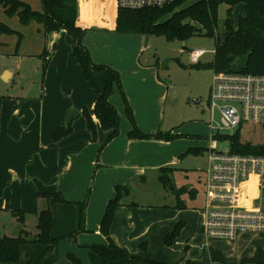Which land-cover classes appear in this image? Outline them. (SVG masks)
I'll return each mask as SVG.
<instances>
[{"label": "rangeland", "instance_id": "1", "mask_svg": "<svg viewBox=\"0 0 264 264\" xmlns=\"http://www.w3.org/2000/svg\"><path fill=\"white\" fill-rule=\"evenodd\" d=\"M91 3L85 6L87 11L82 13L83 20L94 19L97 11L100 12L101 17L105 13L107 18L104 19V23L100 16L96 18L99 19L98 23L87 31L82 44L86 47V43H89L98 51L103 48L109 55H112L113 50L124 54L126 62L121 65V70L116 68L115 70L120 74L122 90L132 111L135 126L145 135L153 136L159 133L163 136L167 134L179 136L170 141L140 140L144 143L148 142V150L157 157V165H160L158 163L161 161L172 162L167 164L169 165L167 167L174 170L173 173L168 174V179L165 178L169 180L170 185L164 186L163 182L159 181V177L164 175H160L158 169L144 168V179L141 181L138 179L134 187L129 188L128 196L124 198V201L134 202L144 211H150L143 224L148 227L149 238L141 256L166 264H181L187 260L198 264H215L211 262L208 251L202 252L198 248L203 242L202 217L199 211L204 207L203 180L207 167V152H197L198 149H206L209 144L208 123L211 112L207 104L213 71L206 65L213 61L215 40L206 37L202 31L185 42H167L163 37L99 30H107L105 27H109L113 5L111 2H100L102 5L100 7L98 3L94 5ZM192 3L194 0L187 1L181 8ZM226 10L225 6L218 10V31L223 30ZM3 15L13 19L18 28L24 27L16 16L9 17L4 12ZM7 26L11 27L9 24ZM18 31L22 35L18 46L15 35H4L6 38L3 44H0L1 101L9 97L12 99L38 97L44 84L43 60L35 56H19L24 55L25 52L29 55L37 53L39 46L36 42H40L41 38L34 30L31 35L26 34V36ZM44 39L43 49L46 46L48 51L53 53V45L56 41L51 42L49 37L45 38V34ZM69 39L71 40L70 37ZM196 50H204L206 54L194 64L190 62L189 52ZM236 66L235 64L234 67ZM146 68L153 70L155 77L152 78L151 83L139 85L138 80L145 79L144 73H140L139 70ZM11 73L13 77H9ZM114 92L116 96L112 100L118 105L115 109L119 116V131L124 130L128 133L132 130V126L127 118L125 105L120 92L116 88ZM218 120V114L215 112L214 121L218 122ZM229 134V132L225 133V135ZM239 134L242 143L264 144L262 126H244ZM147 145H144L143 149L147 150ZM217 150L226 152L227 142H218ZM99 157L97 152L96 161ZM145 165L146 163H143L141 167ZM97 169L98 167L95 166V170ZM255 202L264 210V190L260 192ZM64 211L67 212L65 209ZM56 217L59 220L58 216ZM36 221V217L29 215L21 223L9 213H0V237H17L21 228H25L30 235L34 234ZM177 225H180L178 235L172 246L168 247L165 245L166 233L172 232ZM56 231L55 235L61 234L60 238L58 236L57 264H71L67 259L68 254L74 255L83 264H88V251L78 244L79 233L74 235L75 231L70 233L67 229ZM209 247L219 252L231 253L239 260L251 257L258 249L264 250V236L250 235L248 238L233 242L213 241ZM41 251L43 252V249L39 244L23 247L22 255L24 254L25 258H21L18 264H35Z\"/></svg>", "mask_w": 264, "mask_h": 264}, {"label": "crops", "instance_id": "2", "mask_svg": "<svg viewBox=\"0 0 264 264\" xmlns=\"http://www.w3.org/2000/svg\"><path fill=\"white\" fill-rule=\"evenodd\" d=\"M22 2L30 7L32 5L35 11H41L40 1L23 0ZM90 2L92 5L98 3L101 7L100 2L110 3V1L81 0L76 2L78 21L89 30L95 26V23H98L99 19H96L98 16L103 18L101 20L103 23L107 18L105 13L101 17L100 12L97 11L99 15L96 12L94 19L83 20L82 13L87 11L85 6ZM112 5V20L109 27H105L107 30H99L113 29L116 8L113 3ZM3 12L1 8V23L9 24L25 36L26 34L31 35L34 30L41 38L40 42H36L39 46L37 53L29 55L25 52L24 55L19 56L40 57L45 42L43 27L32 23L18 28L17 23L13 19L6 18ZM5 38L4 35L0 37V44H3ZM86 44L89 50L85 48L97 65L121 70V65L126 62L124 54L120 51L113 50L112 55H109L103 48L98 51L91 44ZM73 48L72 39L70 40L69 36L62 32L58 41L53 45L54 52L46 68L43 88L38 97L28 99L9 97L7 100H0V213L5 212L13 216V212H22L25 214L24 219L29 215L37 219L36 210L49 209L53 217L51 237L58 239L61 234L55 235L56 230L67 229L70 233L75 231L76 207L74 203L84 201L90 190L91 195H89L85 209V231L77 236L78 244L86 248V246L107 244L99 228L105 207L108 201L115 196V187L125 185L129 188L134 187L138 179L140 181L144 179V168L158 169L160 173L161 169L170 168L167 164L172 162L161 161L158 163L160 165H157V157L149 152L148 142L129 139L128 133L124 130L119 131L118 137L101 150L99 163L96 161L99 145L107 137V133L97 128V142H94L86 129V122L81 111L83 108L91 111L97 97L88 87L79 66L74 61ZM139 72L144 73L145 77V79L138 80L139 85L151 83L152 78L155 77V72L151 69H140ZM9 77H13V74H9ZM95 79L99 87H103L104 75L97 74ZM114 96H116L115 92L110 98V103L117 107V103L112 100ZM71 111H76L79 115L71 122L70 135L54 142L52 139L54 130L63 126L66 116ZM144 145H147V150L143 149ZM143 163L146 165L141 167ZM95 166L98 167L97 170ZM55 193H60L69 203L55 204L52 200L37 197ZM148 213L150 211H144L140 205L128 201H123V206L115 211L110 227V237L129 255L138 256L141 252L143 253L140 246L146 245L149 238L148 227L143 225ZM22 231L27 233L28 237L34 238L37 235L36 226L34 234L30 235L25 228H21L19 232ZM210 250L212 249L209 247L208 252ZM223 254L235 259L231 253ZM23 256L25 258L24 254Z\"/></svg>", "mask_w": 264, "mask_h": 264}, {"label": "trees", "instance_id": "3", "mask_svg": "<svg viewBox=\"0 0 264 264\" xmlns=\"http://www.w3.org/2000/svg\"><path fill=\"white\" fill-rule=\"evenodd\" d=\"M41 11L33 10L28 4L20 0H0V7L4 13L11 17L16 16L22 26L31 23L40 25L44 29L45 38L51 42L59 39L65 32L73 41L72 56L79 66L83 79L88 87L96 95L97 99L92 110L83 108L81 115L86 122V129L90 133L92 141L97 139V128L107 133V137L101 144L100 151L119 135V116L115 107L110 103V98L116 88L125 105V111L132 130L127 137L132 140H165L170 141L179 136L156 134L153 136L142 134L135 126L132 111L122 90L119 73L104 65L95 64L89 51L83 46L82 41L89 29L78 21V9L76 0H40ZM243 4L244 16L239 17L235 23L232 19V10L235 6ZM225 6L226 18L223 22V30L218 31V10ZM115 33L150 35L163 37L167 42H185L201 31L204 35L215 40L214 58L206 67L213 72H235L249 75L264 76V0H197L192 5L181 8L180 3L161 9L127 10L116 9L113 29ZM3 35H15L17 46L22 35L7 25L0 22V37ZM52 57V53L45 46L40 58L43 60L44 79L45 71ZM237 65L234 67V65ZM103 74L105 77L103 87H99L95 76ZM71 133V124L68 127L61 126L54 130L52 139L58 142ZM239 131L232 135L221 136L219 142H227L229 153L236 155H252L264 157V144L251 145L242 143ZM204 149H198L203 151ZM98 161V159H97ZM171 168L160 170L159 181L163 185H170L168 174L173 173ZM115 196L109 200L101 219L99 231L106 239V245L86 246L88 251V264H166L146 258L145 256H132L118 247L110 237L115 211L123 206L124 198L129 194V186H117L114 189ZM90 190L84 201L74 203L76 207V227L74 235L85 231V209L88 204ZM44 197L56 204H68L60 193L43 194ZM37 235L28 237L27 233L20 232L15 238L0 237V264H18L22 258V249L27 245L39 244L44 249L38 256L35 264H57L59 239H53V217L49 209L36 210ZM12 215L23 222L25 214L13 212ZM180 225L172 232L167 233L165 245L170 247L176 239ZM145 251L146 246H140ZM210 260L215 264H264V250H257L251 257L239 260L231 259L227 254L216 250H210ZM71 264H83L72 254L67 255ZM183 264H198L187 260Z\"/></svg>", "mask_w": 264, "mask_h": 264}, {"label": "built area", "instance_id": "4", "mask_svg": "<svg viewBox=\"0 0 264 264\" xmlns=\"http://www.w3.org/2000/svg\"><path fill=\"white\" fill-rule=\"evenodd\" d=\"M100 1H110L116 9L140 10L161 9L175 3L182 6L190 0ZM205 54L204 50L189 52L190 62L197 63ZM207 105L211 119L209 144L204 149L207 167L203 180L204 207L199 211L203 236L200 251H208L213 241L264 236V210L255 202L264 190V157L231 154L229 147L224 153L217 150L218 138L227 136L226 132L240 133L247 125L264 128V76L213 72ZM215 112L218 122L214 121Z\"/></svg>", "mask_w": 264, "mask_h": 264}, {"label": "water", "instance_id": "5", "mask_svg": "<svg viewBox=\"0 0 264 264\" xmlns=\"http://www.w3.org/2000/svg\"><path fill=\"white\" fill-rule=\"evenodd\" d=\"M244 5L243 4H239L237 6L234 7V9L232 10V19L233 21L236 23L237 20L239 19V17H243L244 16ZM78 113L76 111H71L69 112V114L66 116L63 126L66 128L68 127L71 122L76 119L78 117ZM24 256L22 255V258Z\"/></svg>", "mask_w": 264, "mask_h": 264}, {"label": "bare ground", "instance_id": "6", "mask_svg": "<svg viewBox=\"0 0 264 264\" xmlns=\"http://www.w3.org/2000/svg\"><path fill=\"white\" fill-rule=\"evenodd\" d=\"M252 183H250V186H251Z\"/></svg>", "mask_w": 264, "mask_h": 264}]
</instances>
